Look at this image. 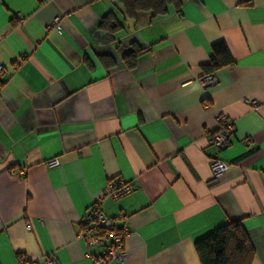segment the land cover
<instances>
[{"label":"crops","instance_id":"1","mask_svg":"<svg viewBox=\"0 0 264 264\" xmlns=\"http://www.w3.org/2000/svg\"><path fill=\"white\" fill-rule=\"evenodd\" d=\"M149 18L120 0H0V264H93L80 222L115 179L133 191L101 210L124 216V264H199L193 241L236 220L264 264V0ZM219 41L234 63L202 87ZM219 115L233 130L215 150ZM211 159L230 166L217 179Z\"/></svg>","mask_w":264,"mask_h":264},{"label":"trees","instance_id":"2","mask_svg":"<svg viewBox=\"0 0 264 264\" xmlns=\"http://www.w3.org/2000/svg\"><path fill=\"white\" fill-rule=\"evenodd\" d=\"M120 4L125 18L135 22L140 13H147L153 21L165 17L170 8L179 14L182 0H120ZM118 27L112 14L100 23V28L109 34ZM141 55L142 50L136 49L124 56L122 62L127 69H133ZM233 63L225 43L216 42L210 48L208 62L201 65V78L212 77L216 71ZM193 247L199 264H252L254 258V249L240 220L213 228L196 238Z\"/></svg>","mask_w":264,"mask_h":264},{"label":"built area","instance_id":"3","mask_svg":"<svg viewBox=\"0 0 264 264\" xmlns=\"http://www.w3.org/2000/svg\"><path fill=\"white\" fill-rule=\"evenodd\" d=\"M15 20L21 22V17L16 14ZM58 20H54L50 24V28L56 27ZM2 66H0V71ZM212 77H205L200 80L202 87H208L212 85ZM250 105L256 106L255 102H249ZM216 122L219 125V129L222 130L216 134L208 136L207 143L215 150H220L226 147L228 135L233 130V123L228 121L224 115H219L216 118ZM48 167L57 166V160H51L46 164ZM229 165L217 159H211L209 161V169L213 178L217 179L221 177L228 169ZM133 191L132 186L125 184L120 180H110L105 188L102 190L99 198L92 203L86 210L80 224L81 229L78 233V238L81 239L86 246L87 256L91 258L93 264H108L110 261L124 264L126 260V252L124 249V240L126 237L125 229H118L115 223L119 220H123L124 216L119 215L117 217H108L102 210V202L109 199L112 201L119 200L131 194ZM96 248H100L101 253L96 256L89 254ZM45 264H57L53 258H47L43 261ZM20 264H39V262H28L21 260Z\"/></svg>","mask_w":264,"mask_h":264}]
</instances>
